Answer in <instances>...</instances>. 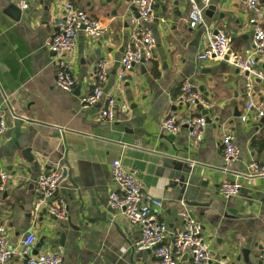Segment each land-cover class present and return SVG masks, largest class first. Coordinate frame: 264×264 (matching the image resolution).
Segmentation results:
<instances>
[{
    "label": "crops",
    "instance_id": "0c3cea01",
    "mask_svg": "<svg viewBox=\"0 0 264 264\" xmlns=\"http://www.w3.org/2000/svg\"><path fill=\"white\" fill-rule=\"evenodd\" d=\"M19 1L0 0V110L6 123L0 168L9 175L0 190V223L13 250L11 264H24L20 241L27 231L35 237L31 254L53 250L60 264H156L151 251L135 248L140 228L108 205L110 192L118 191L110 172L115 159L135 172L146 194L161 201L156 216L168 226V242L181 229L178 213L186 208L201 226L213 264H264L259 253L264 240V176L248 173L252 160L264 162V116L246 112L245 77L229 62L244 58L253 48L243 0H211V16L206 9L196 28L188 25L187 0H154L149 26L155 39L153 56L131 68L126 75L131 80H119L117 70L137 19L133 0H37L26 11ZM66 1L98 20L103 34L90 41L81 29L73 50L53 55L45 42L57 31L53 21ZM10 4L21 12L19 18L7 11ZM260 7L264 14V0ZM261 25L264 28V17ZM216 30L227 34L229 55L220 61L198 60ZM99 58L108 66L102 91L117 101L110 121L97 118L102 102L88 107L81 103L94 87ZM61 68L75 79L71 91L56 86ZM257 68L264 71V60L257 59ZM186 82L207 102L189 108L193 115L207 111L210 119L198 143L184 125L175 134L160 128L169 113L184 117L187 106H181L178 95ZM250 97L264 105L263 80H254ZM225 132L234 136L238 148L228 164L221 146ZM26 150L33 162L24 158ZM163 156L197 166V200L205 205L189 206L169 187L160 169ZM55 168L61 169V176L66 172L56 193L65 201L66 213L57 220L40 215L45 207H37L35 190L38 176ZM223 181L238 182V194L221 195ZM242 250L248 251L246 262ZM179 264H191L189 255H182Z\"/></svg>",
    "mask_w": 264,
    "mask_h": 264
},
{
    "label": "built area",
    "instance_id": "2783aa9c",
    "mask_svg": "<svg viewBox=\"0 0 264 264\" xmlns=\"http://www.w3.org/2000/svg\"><path fill=\"white\" fill-rule=\"evenodd\" d=\"M137 8L138 18L130 33L126 48L119 60L117 78L123 80L134 65L141 61L151 60L155 48V39L150 29L154 0H133ZM37 0H20L19 8L23 11L35 5ZM189 4L188 25L196 28L203 22L204 11L211 0H187ZM248 12L247 23L252 31V50L244 57H232L229 62L236 67L245 77V89L249 99L245 104L246 112L254 111L258 117L264 116V105L252 100L253 84L255 79L264 81V71L257 68V59L264 60V28L261 25L264 17L260 7V0H243ZM61 15L53 21L57 31L45 42V46L55 54L73 50L79 30H83L88 40H96L103 34L101 23L90 17L87 12L70 2L62 3ZM229 38L222 30L211 32L206 44L200 53L198 60H224L229 49ZM61 57H59L60 59ZM61 61V59L59 60ZM63 66L64 62L60 63ZM65 65V64H64ZM108 76L107 61L104 58L97 59L94 65V87L91 92L81 99L83 107L94 106L103 103L97 113L101 121L112 120L117 104L113 94L104 93L102 85ZM56 86L64 91H71L75 86L73 76L63 68L57 71ZM179 103L187 106V111L182 119L176 113L167 114L161 121L160 128L163 132L175 134L181 125L188 130L189 137L196 143L200 142L206 126L204 115H193L189 108L195 105L206 106L207 102L189 83H184L178 95ZM246 119V115L241 117ZM6 129L5 113L0 110V143ZM223 149V161L225 164L233 161L238 148L234 136L230 132L223 133L221 137ZM249 175L253 177L264 176V162L252 160L248 164ZM111 180L118 188L110 192L108 205L113 209L122 211L124 218L131 225L140 228V238L135 243L139 251L149 250L153 253L156 264H179L182 255L190 257L191 264H213L204 242L201 226L191 214L182 208L178 216L181 221V229L168 242L170 236L168 226L156 216V209L161 207V201L146 194L135 172L124 167L119 159L110 164ZM61 169L55 168L47 173H42L35 181V190L38 195L37 207L43 206L57 217L63 218L66 213V204L62 198H57V184L61 178ZM9 178L8 173L0 168V190H3ZM240 184L238 182H221L218 190L225 197L238 194ZM120 190V192H119ZM35 240L32 232L27 231L20 241L21 253L25 256L24 264H60L61 257L53 250H44L36 255L31 254ZM13 250L9 245V236L5 226L0 223V264H11ZM259 253L264 260V240L259 246ZM216 264H231L229 262H217Z\"/></svg>",
    "mask_w": 264,
    "mask_h": 264
},
{
    "label": "water",
    "instance_id": "95a60500",
    "mask_svg": "<svg viewBox=\"0 0 264 264\" xmlns=\"http://www.w3.org/2000/svg\"><path fill=\"white\" fill-rule=\"evenodd\" d=\"M126 2H129L131 0H125ZM132 10H134V7H131ZM214 10L213 6H209L207 10L205 11V14L208 16H211V11ZM7 11L9 13H13V17L15 19L19 18L18 16L21 15V12L18 10V8L14 4H10L7 7ZM135 17L138 18V13H135ZM230 51L226 53L227 57L229 55ZM53 55H56L55 52H52ZM144 61H141V64H144ZM127 80H131L130 76H125L123 78ZM207 111L203 110V115L205 116L206 123L210 122V119L207 116ZM19 119V117H18ZM24 158L28 162H33V157L28 155V150L24 151L23 153ZM196 165H191L189 161H185L183 159L175 158L172 156H163L162 162H161V171L164 174V177L169 180V187L174 190V192L178 195H180L183 199V201L189 205V206H203L205 204L199 202L197 200V196L200 193V187H199V177L196 173ZM66 172L63 171V174L61 178L65 176ZM61 180V179H60ZM43 213H47L50 215L51 218L54 220H57V216L54 214H50L46 211V209H42ZM28 217L31 216V209L30 212L27 214ZM68 226L72 230L78 231V228L75 226H72L69 222ZM62 236H65V234H62ZM42 241L39 245H42ZM247 250H242L241 253L243 254V258L246 262L245 255L247 254Z\"/></svg>",
    "mask_w": 264,
    "mask_h": 264
},
{
    "label": "trees",
    "instance_id": "16d2710c",
    "mask_svg": "<svg viewBox=\"0 0 264 264\" xmlns=\"http://www.w3.org/2000/svg\"><path fill=\"white\" fill-rule=\"evenodd\" d=\"M154 74H157V73H156V71H155V73H154Z\"/></svg>",
    "mask_w": 264,
    "mask_h": 264
}]
</instances>
